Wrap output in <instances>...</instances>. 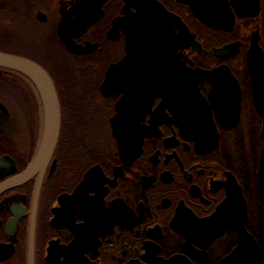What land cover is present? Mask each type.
<instances>
[{"label": "flooded vegetation", "instance_id": "flooded-vegetation-1", "mask_svg": "<svg viewBox=\"0 0 264 264\" xmlns=\"http://www.w3.org/2000/svg\"><path fill=\"white\" fill-rule=\"evenodd\" d=\"M151 1L0 0V51L43 67L60 110L56 144L35 166L43 101L26 76L0 68V264L174 258L173 264H257L264 258V118L248 66L255 37L264 53V0L257 11L253 0H220L234 16L226 30L196 17L191 3L207 9L206 0ZM167 14L196 35L200 50L182 40L174 52L182 30L173 24V36L163 34ZM151 15L158 26L152 57L128 49ZM194 25L219 40L209 45ZM66 41L89 51L72 52ZM228 45L236 46L234 55L213 51ZM192 68L224 73L220 89L207 79L199 84V115L175 76L183 72L186 80ZM231 79L240 87L239 115L231 108L237 101ZM210 116L212 124H204ZM195 117L201 125H193ZM200 135L211 140L199 147ZM242 222L253 241L247 238L241 257L231 256ZM254 241L258 250L250 255Z\"/></svg>", "mask_w": 264, "mask_h": 264}, {"label": "water", "instance_id": "water-1", "mask_svg": "<svg viewBox=\"0 0 264 264\" xmlns=\"http://www.w3.org/2000/svg\"><path fill=\"white\" fill-rule=\"evenodd\" d=\"M147 3L153 4V1L151 0H146ZM225 1V0H223ZM240 1V0H238ZM247 2L250 4V0H242V2ZM145 2V1H144ZM206 3L210 6H208L207 9H200L199 5H195L191 3L193 12L195 13L196 17L205 23H207L210 27L214 29H220V30H226V29H231L232 25L234 24V16L230 8L223 4L222 6H219L220 0H206ZM255 4L256 11L258 10L259 7V0H253V5ZM145 8L143 12H147ZM163 9V7H162ZM241 10L240 8H238ZM161 10V9H159ZM162 12H166L165 9ZM238 14L240 16H243V12L238 11ZM147 21H145V18L143 19L144 23L143 25H138L137 26V31L142 30L143 31V37L140 38H132L129 41V50H144L145 52H150V57H152V52L151 50L155 49L154 45L156 44V41L154 40V37L152 34L155 32V28H157V24L154 21V16L151 15L146 18ZM165 22V30L163 31V34L167 35H172L173 36V30L171 26L173 24L177 29H181L182 33L180 36L175 35V42H173L174 47L173 50L174 52L178 50L180 43H182V40L184 42V45H189L193 47L194 49L200 50L201 46L200 44L196 41V35L190 33L189 29H183L181 27L180 19L177 16H173L172 14H167ZM184 31V32H183ZM158 32L161 33V30H158ZM162 34V33H161ZM145 36V37H144ZM180 41V42H179ZM171 42V41H170ZM169 42V46H170ZM66 47L68 50L76 53H86L89 50L85 49L81 46L76 45L74 42L71 41H66L65 42ZM153 47V48H152ZM171 50V49H170ZM215 54L219 57H227V53L231 51V55L235 54V51H237V48L235 45H228L224 46L222 48L214 49L213 50ZM248 66L250 67L251 73H252V78H253V92H254V98H255V105L257 108V111L259 114L264 118V53L259 45L258 37H255L253 40V44L249 50L248 53ZM0 68L4 69H12L15 70L24 76H26L37 88L39 95L41 97V100L43 101V108H44V117H45V122H44V133H43V138L42 142L40 145V151L39 155L37 157V160L35 162V166H38L42 158L45 156V154L48 156L49 153L52 151L53 147L56 144L58 135H59V130H60V110L58 106V98H57V93L56 89L54 86V83L50 77V75L47 73V71L41 67L39 64L36 62L27 59L22 56H18L12 53H7L0 51ZM223 71L220 69H215L212 71L204 70L201 68H196V69H191L189 72L185 73L186 80L183 79V72L178 73V71H175V76L176 82H185L187 85L186 90H190L191 92V99H192V111L191 113L193 115H199V108L201 105L204 103L200 92H199V84L202 83L204 80H210L214 84V89H220L221 88V77L223 76ZM182 77V78H180ZM233 87H235V90L237 92V101L233 103L232 109L234 110V113L236 115H239L240 109H241V92H240V87L238 85V82L234 79L231 81ZM231 84V83H230ZM224 105H217V109H225ZM208 112V116H209ZM220 114V111L218 115ZM211 115V114H210ZM220 118V117H219ZM201 118L195 117L193 119V125L198 126L199 123L203 122V119L199 120ZM206 122V123H205ZM204 124L210 123L212 124L211 116L206 119ZM117 131V129L115 128ZM193 139V138H192ZM197 140V146L201 147L204 145V143L208 140H211L210 137L200 135L198 138H194ZM217 139V137L215 138ZM260 185H261V194H262V200L264 202V129H263V148L260 156ZM240 247L233 252L231 256L235 257H241L242 252L245 254V251L247 250L246 247V242L248 239L253 241L252 237L246 233V230L244 229V222H242V228L240 229ZM217 234H214L212 236V239L216 237ZM246 237V238H244ZM248 238V239H247ZM211 240V239H210ZM244 240V241H243ZM254 246L253 249L251 250L250 255H254L257 253V244L254 241ZM251 249V246L249 247ZM174 259L165 261L164 264H173Z\"/></svg>", "mask_w": 264, "mask_h": 264}, {"label": "rangeland", "instance_id": "rangeland-1", "mask_svg": "<svg viewBox=\"0 0 264 264\" xmlns=\"http://www.w3.org/2000/svg\"><path fill=\"white\" fill-rule=\"evenodd\" d=\"M195 30L205 39L209 40V45H213L214 42H217L219 40L218 35L214 34L210 30H208L206 27L203 26H195ZM256 142H258V139H255ZM259 143V142H258ZM259 146V145H258Z\"/></svg>", "mask_w": 264, "mask_h": 264}, {"label": "trees", "instance_id": "trees-1", "mask_svg": "<svg viewBox=\"0 0 264 264\" xmlns=\"http://www.w3.org/2000/svg\"><path fill=\"white\" fill-rule=\"evenodd\" d=\"M263 261H264V258H260L259 263H257V264H262Z\"/></svg>", "mask_w": 264, "mask_h": 264}]
</instances>
